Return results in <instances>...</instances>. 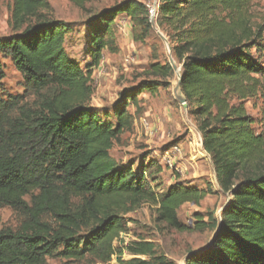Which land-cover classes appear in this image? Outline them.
<instances>
[{"label": "trees", "instance_id": "trees-1", "mask_svg": "<svg viewBox=\"0 0 264 264\" xmlns=\"http://www.w3.org/2000/svg\"><path fill=\"white\" fill-rule=\"evenodd\" d=\"M10 1L11 34L0 38V54L11 59L29 90L55 93L36 108L17 97L0 99V209L22 218L16 229H0V264H46L52 257L109 264L115 255L119 264H176L152 242L126 246L132 256L126 261L114 247L126 231L125 215L143 204L153 206L157 223L169 230L212 233L209 245L189 252L184 264H264V118L257 132L245 108L264 74L255 56L264 53V20L253 22L251 0H158V28L167 31L187 114L217 187L228 195L218 218L196 212L189 225L179 222V209L199 205L209 188L176 182L157 193L161 165L142 160L135 169L110 153L133 130L129 107L137 108L139 95L169 86L170 64H150L107 109L90 104L92 70L103 52H118L114 20L126 15L133 40L143 42L153 28L146 4L124 0L90 18L91 60L81 68L64 48L70 25L49 15L47 1ZM69 1L85 10L88 0Z\"/></svg>", "mask_w": 264, "mask_h": 264}, {"label": "rangeland", "instance_id": "rangeland-1", "mask_svg": "<svg viewBox=\"0 0 264 264\" xmlns=\"http://www.w3.org/2000/svg\"><path fill=\"white\" fill-rule=\"evenodd\" d=\"M49 4V15L65 21L70 25L71 32L66 35L65 50L67 55L77 62L81 68L90 62L88 53L89 32L87 21L105 8H109L124 0H88L85 10L75 7L69 0H45ZM145 3L150 11L152 30L143 42H135L131 32L130 20L126 15H119L116 24V44L118 52H103L100 65L92 70L93 95L91 106L107 109L117 100L123 90H131L144 78L150 64L155 61L169 63L171 55L168 46L159 36L166 40V30L160 31L157 21L158 0H138ZM10 0H0V38L11 34ZM250 14L255 23L264 20V0H251ZM170 47V46H169ZM264 68V53L255 55ZM172 57V55H171ZM173 59V57H172ZM3 78L0 79V99L6 101L15 97L30 108H36L45 98L53 96L54 89L35 93L29 90L22 75L14 68L11 59L0 54ZM176 74L170 79L167 88H160L154 95L142 93L138 97L137 108L130 106L133 114V130L124 133L112 150V155L119 162L130 160L134 165L143 160H153L162 166V171L155 178L154 190L165 192L176 182L195 186L200 190L209 188L208 195L199 204H184L178 211L179 222L189 225L193 214L205 215L215 212L218 218L220 211L228 201L216 185L215 174L209 158L199 148L201 136L195 122L179 105L173 96L172 87ZM260 78V76H259ZM261 87L257 95L245 102L246 113L255 121L253 128L261 132L260 122L264 118V74L260 78ZM236 101H232L235 104ZM112 120V115L109 116ZM28 201V198H26ZM206 220V218H205ZM22 222L20 215L10 208L0 209V229L10 227L16 229ZM126 231L119 235L113 245L123 251L122 260L132 256L126 246L133 242H152L158 254L164 255L176 264H184L186 255L197 253L209 245L212 233L205 231L178 233L167 229L156 221L155 208L147 204L125 215ZM146 259V258H142ZM46 264H102L91 257L81 261L66 260L52 257ZM109 264H119L117 255Z\"/></svg>", "mask_w": 264, "mask_h": 264}, {"label": "water", "instance_id": "water-1", "mask_svg": "<svg viewBox=\"0 0 264 264\" xmlns=\"http://www.w3.org/2000/svg\"><path fill=\"white\" fill-rule=\"evenodd\" d=\"M159 36L161 37L162 41L164 43H166V45L168 46L169 51H170L168 41L161 34H159ZM170 53H171V51H170ZM169 61H170V66L173 68V70L176 74L175 83L172 87V93H173L174 99L179 105L182 106V108L184 110H186L187 109L186 98L184 97V95L181 91V88H180L181 76L178 72V68L176 67V64H175L174 60L172 59L171 55H169Z\"/></svg>", "mask_w": 264, "mask_h": 264}, {"label": "crops", "instance_id": "crops-1", "mask_svg": "<svg viewBox=\"0 0 264 264\" xmlns=\"http://www.w3.org/2000/svg\"><path fill=\"white\" fill-rule=\"evenodd\" d=\"M66 42V41H65ZM65 46V45H64ZM65 48V47H64ZM66 51V50H65ZM67 53V52H66ZM124 135V134H123ZM199 148L201 149V151L206 155V153L204 152V150H203V148H202V142H201V140H200V144H199ZM114 147V146H113ZM112 150H113V148H112ZM112 150H111V155H112ZM207 156V155H206ZM112 157H113V155H112ZM208 157V156H207ZM114 158V157H113ZM209 158V157H208ZM118 161H120V160H118ZM142 160H139V162L137 163V164H135L134 165V168L136 169L137 168V165L141 162ZM122 164H128V163H130V160L129 161H127V162H121ZM195 187V186H194Z\"/></svg>", "mask_w": 264, "mask_h": 264}]
</instances>
